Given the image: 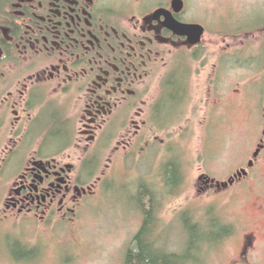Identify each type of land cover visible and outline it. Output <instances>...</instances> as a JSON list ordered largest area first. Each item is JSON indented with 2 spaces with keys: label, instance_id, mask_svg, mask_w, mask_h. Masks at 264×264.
<instances>
[{
  "label": "flooded vegetation",
  "instance_id": "obj_1",
  "mask_svg": "<svg viewBox=\"0 0 264 264\" xmlns=\"http://www.w3.org/2000/svg\"><path fill=\"white\" fill-rule=\"evenodd\" d=\"M176 1L10 0L0 10L2 225L52 233L75 226L100 187L107 188L115 164L142 161L154 148L156 160L170 158L157 142L166 134L174 141L169 131L194 109L210 113L202 123L205 146L217 139L227 122L215 113L227 110L223 76L236 61L227 49L216 56L215 75L195 98L192 68L211 60L206 42L217 30L191 19L186 0L177 11ZM178 25L203 27L201 44L193 45ZM251 86L262 95L248 90L243 98L246 122H261L251 134L255 149L224 189L238 186L242 201L259 203L241 215L239 230L213 212L209 218L230 230L217 250L237 249L229 264H264L258 250L264 241V74ZM189 122L191 130L195 117ZM185 136L192 141V134ZM158 171L161 177V166Z\"/></svg>",
  "mask_w": 264,
  "mask_h": 264
},
{
  "label": "rangeland",
  "instance_id": "obj_2",
  "mask_svg": "<svg viewBox=\"0 0 264 264\" xmlns=\"http://www.w3.org/2000/svg\"><path fill=\"white\" fill-rule=\"evenodd\" d=\"M186 1L191 19L217 30L208 36L206 42L211 46V60L206 65L195 63L192 68L194 97H200L210 76L215 75L216 56L220 57L221 52L227 49L236 61L228 65L223 76L227 110L224 114L220 111L215 113L225 115L227 122L219 126L223 128H217V139L208 141V147L205 146V125L202 123L210 118V113L194 109L196 114L191 112L179 128L169 131V137L176 135V142L168 140V134L157 142L161 150L166 147L170 158L164 163L163 158L156 160L154 148L142 161H138L140 157L131 164H115L106 175V180H109L107 188L100 187L101 196L91 200L75 226L57 233L33 232L23 228L12 229L0 221V264H126L131 247L146 221V214L139 203V191L143 187L153 190L161 198L163 210L158 215L160 243L170 252L184 253L189 243L183 217L185 212H191L198 222L208 224L206 226H209L208 216L213 212L239 230L243 224L241 215L244 211L248 215L259 203L258 198L242 201L236 193L238 186L225 190L218 185L227 183L247 166L255 149L251 134L253 129L257 131L261 122L258 117L253 118L250 125L246 122L244 110L247 104L243 98L248 90L262 97L261 91L251 88V85L264 74L260 71V64L264 66V0ZM155 2L148 0L149 5ZM216 104L214 101L213 106ZM193 116L196 122L190 130L189 120ZM189 134L193 135L192 141L185 136ZM174 142L176 146H173ZM18 165L24 168L25 163ZM173 165L180 167L183 173L182 177L179 174L174 176L177 180L182 179L178 187L168 183L170 175L173 176L169 172ZM202 176L216 181L218 188L212 192L203 190L209 185L203 186ZM21 244L37 248L35 256L26 259L19 247ZM258 250L264 255V241L260 242ZM211 256L210 264H229L237 256V249H232L231 254L218 251Z\"/></svg>",
  "mask_w": 264,
  "mask_h": 264
},
{
  "label": "trees",
  "instance_id": "obj_3",
  "mask_svg": "<svg viewBox=\"0 0 264 264\" xmlns=\"http://www.w3.org/2000/svg\"><path fill=\"white\" fill-rule=\"evenodd\" d=\"M9 4L10 0H0V10H4ZM170 171L173 176L170 175L168 183L178 187L182 179L179 178V182L174 176L179 174L182 177V169L173 165ZM139 200L141 210L146 214V221L131 247L126 264H210L211 255L217 252L223 237L230 232L218 220L209 221L210 215L207 220L210 224L206 226L208 224L198 222L191 212H185L183 217L190 237L189 243L184 253L170 252L160 243L161 223L158 215L163 210L161 198L153 190L143 187L139 191ZM19 247L24 251L26 259L34 257L38 251L37 248L31 249L22 244Z\"/></svg>",
  "mask_w": 264,
  "mask_h": 264
},
{
  "label": "water",
  "instance_id": "obj_4",
  "mask_svg": "<svg viewBox=\"0 0 264 264\" xmlns=\"http://www.w3.org/2000/svg\"><path fill=\"white\" fill-rule=\"evenodd\" d=\"M174 7L175 9H177V11H183L184 7H185V3L183 1H176L174 3ZM179 28L182 30V33L184 35L190 36L191 37V41L193 45H199L202 42L203 36L205 34V29L201 26H185V25H178ZM194 39V41L192 40ZM240 176H242V174H240ZM201 182L206 181L207 185H216L217 182L213 181L212 179H210L207 176H203L200 179ZM235 181L232 180L230 183H225V184H219L218 187L220 189L222 188H228L230 187V185H234Z\"/></svg>",
  "mask_w": 264,
  "mask_h": 264
}]
</instances>
